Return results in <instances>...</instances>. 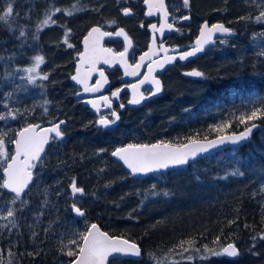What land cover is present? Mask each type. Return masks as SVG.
Here are the masks:
<instances>
[{"label":"trees","instance_id":"1","mask_svg":"<svg viewBox=\"0 0 264 264\" xmlns=\"http://www.w3.org/2000/svg\"><path fill=\"white\" fill-rule=\"evenodd\" d=\"M8 3L12 4V17L9 23L0 22V113L19 109L22 115L0 121V131L14 139L28 124L50 125L61 120L67 124L65 139L54 141L34 169L35 181L23 197L29 204L17 212L19 228L12 229L11 235L0 229L3 264H9V260L12 264H70L75 258L61 251V241L67 243L73 232L83 231L91 223H97L111 236L137 243L141 249L139 260L115 259L109 264H155L153 256L162 264H264V240L251 238L264 232V116L243 124L237 119L253 107L264 110V44L252 46L264 38V24L255 20L264 2L190 0L186 12L203 21L223 22L237 32L235 40L226 41L232 46L199 65L204 73L200 81L183 88L174 86L151 105L121 111L119 124L112 129L99 127L97 117L82 102L75 101L78 90L70 79L81 41L94 26L113 30L122 21L138 44L136 52L143 50L146 34L137 25L133 29L135 19L124 20L121 13L122 8L135 7L136 3L142 8L143 0H0V15ZM74 3L83 10L73 16L57 13L53 17L56 25L36 32L46 11L55 7L70 9ZM107 19L115 20V25L106 26ZM21 27L24 37H19ZM65 27L72 30L70 42L75 47L71 50L62 43ZM37 35L39 38H34ZM20 44H39L45 57L42 73L49 79L41 80L39 85L43 87L31 95L25 89L18 92V87L27 82L22 69L29 67L32 59L30 50L21 51ZM224 62L230 67L227 72ZM9 94L14 98L10 99ZM42 106L48 108L47 113ZM227 123L231 126L224 132L213 130ZM252 124H259L260 130L246 146L143 180L133 178L111 157L115 148L130 143L184 144L189 138L209 140L240 132ZM236 170L243 175H230ZM73 177L77 186L85 190L76 200L69 188ZM0 193V209L10 206L13 195L3 189ZM73 203L85 211L81 220L72 212ZM16 207H20L19 202ZM41 211L44 214L37 222ZM3 223L6 221L0 220ZM245 224L249 227L245 228ZM34 232L38 233L35 237ZM217 237L219 243L214 244ZM193 238L194 248L170 251L181 240ZM233 242L240 250L237 258L206 255L202 248L208 245L219 249ZM188 256L193 259L189 261Z\"/></svg>","mask_w":264,"mask_h":264},{"label":"snow or ice","instance_id":"2","mask_svg":"<svg viewBox=\"0 0 264 264\" xmlns=\"http://www.w3.org/2000/svg\"><path fill=\"white\" fill-rule=\"evenodd\" d=\"M264 2V0H262ZM143 3L147 6L146 15L154 16L161 15L163 18V23L157 27L156 23L150 24V28L153 31L152 44H156V33H159L161 37L164 35L165 29L169 31L174 29V24L176 23L175 17L172 21H169L170 13L168 11L165 0H143ZM182 5L185 8L190 6V0H182ZM81 7H78L77 3H74L70 9L65 8L61 9L60 7H55L54 9H49L44 13L43 20L39 21L36 26V32L39 33L43 31L46 27H51L57 24V21L53 17L57 13H61L65 16H73L76 12L82 11ZM121 12L124 16L133 15L132 8L125 7L121 9ZM13 8L12 4L8 3L6 11L3 15H0V22L9 23L10 18L12 17ZM250 17H240L239 19H249ZM264 11H261L258 16L255 17L257 22H264ZM180 20H189L190 16L185 15L179 17ZM109 24H115L116 21H108ZM61 27H64L61 25ZM140 27H144L141 23ZM11 31H15L11 29ZM178 31V29H176ZM72 30L66 28L62 36V43L69 49L74 47V44L70 42ZM232 34V29L226 27L222 23H216L209 26L207 22L203 24L200 29L199 36L194 42V46L190 51L183 52L180 54L179 58L181 60H186L189 56H194L196 53L204 50V46L209 43H214L213 37L216 34ZM112 33L101 31L100 27H92L88 32L87 36L83 40V51L78 53V62L75 69V74L71 76V80L75 81L77 84L82 85L84 93H98L100 92L104 85L108 83L107 77H105L102 70L99 71V79L95 81V84H89L91 76L94 72L97 71V64L103 61L104 64H112L119 62L125 66V75L136 76L139 75V69L143 66L146 57L149 56V52H145L139 58V62L135 65H129L126 59L127 51L132 47V41L129 38L128 34L123 28H120L119 31L115 33L116 36H123L125 41H127V47L124 51L113 54L111 49L102 48L100 46V40L104 36H110ZM25 36V30L23 27L19 30V37ZM34 38L38 39V35ZM161 50L165 53L163 63L160 60H151V63L148 64V73L139 81V85H144L145 83H151L154 85V89H149L150 95L155 96L156 94L162 91V85L160 80L152 76L153 67L155 64L158 68H163L165 64L173 62L176 57L168 56V49L163 48L161 44ZM150 52L153 56L157 55L156 49H150ZM264 55V53H261ZM3 59V57H0ZM33 63L30 67L22 69L24 72L28 73L27 80L30 84L36 85L37 87H43L42 85H37V80H48V74H41L39 71L41 65L45 63V57L43 55H36L32 58ZM85 65L89 67L85 68ZM131 69V71H129ZM186 75L194 77H203L204 73L200 71L193 70L192 72L187 73ZM134 92L138 91L136 86H133ZM120 89L112 92L113 97L119 96ZM10 95V94H9ZM79 95V93H78ZM147 99L141 93L139 97L134 95L133 99L129 101L131 104H140L142 100ZM100 101L104 102V105L108 108H111V101L108 96L99 97ZM88 103L91 104L97 112L100 110V105L97 101L89 100ZM261 103H264V98L261 99ZM48 101H44V105H47ZM6 108L7 105H4ZM45 113L48 112L46 106H42ZM121 108L124 107L123 104L120 105ZM19 109H9L7 113H0V121H7L9 119H17V114ZM22 115V113H19ZM110 115L114 119H109L107 115H102L98 119V126L104 128L109 127L112 124H115L116 121L120 119L117 112L114 110L111 111ZM264 116V110L260 108L253 107V109L248 114H242L237 119L241 124L246 123L247 121L254 120ZM65 121H59L49 128H44L38 131L40 128L39 125L28 124L23 127L16 133V138H8V134L5 131H0V171L3 172V179L0 181V189H5L14 195L11 197L9 204L10 206L0 209V220L6 221V223L0 224V229H6L11 235L12 229H18L19 224L17 221V212L23 211L29 204V201L23 197L26 195V190L31 191L30 185L33 184V169L37 167L38 163L42 162V154L45 153V146L49 143L50 140H56L57 138H63L64 133L61 131V125ZM230 123L214 126L213 130L216 132H224L225 128L230 127ZM256 127L255 124H252L251 127L245 129V131L236 134L232 133L231 135H221L216 140L209 141L207 145L198 141L195 138H189L187 143L184 144H173L171 142L158 141L154 144H127L123 147H117L111 152V155L117 158L118 161L122 162L123 165L129 169L131 175H140L148 174L152 172H158L162 170H167L170 167L184 166L188 165L190 161H194L198 155L208 151L209 147L215 148L218 144L232 143L238 144L245 139L251 133L252 128ZM14 145L13 153H9L7 144ZM99 151H106L105 149H100ZM232 176L240 175L243 173L239 170L233 171L230 173ZM227 178V177H225ZM70 193L73 199L85 194L83 187L77 186L76 178L73 177L69 185ZM155 188V185H153ZM261 191L264 192V187L261 188ZM2 194V193H0ZM59 194V193H58ZM155 194V193H154ZM163 195H169L168 192H164ZM255 195V193L253 194ZM19 202L20 207L17 208L16 205ZM48 201L45 200L44 204L47 205ZM72 212L77 217H84L85 211L77 206L76 203L71 205ZM41 211L36 217L37 222H39V217L43 216ZM235 221H229V224H233ZM31 227V226H30ZM245 228H248L249 225L245 224ZM47 232V229H45ZM38 233H33V236H37ZM253 241L257 238L264 240V232L258 233L251 237ZM63 247L61 251L68 257H74L75 259L71 260L70 264H109V258L111 257L115 260L120 255H130L135 257L141 256V249L138 244L132 242L128 239L122 237L110 236L107 232L101 231L99 226L95 223L88 225L83 231H75L70 235L67 243L61 241ZM214 244L219 243V237L213 241ZM185 244L188 245L185 248ZM195 239H189L187 241L181 240L177 245L173 247L170 251H175L176 248H181L184 251L194 248ZM75 246V247H72ZM255 247V244H253ZM204 253L210 256L216 257H228V258H237L240 255L239 249L236 244L228 243L227 245L221 246L219 249L209 248L208 245L202 246ZM66 250V251H65ZM196 252H200V248L194 249ZM2 251V250H0ZM9 256L12 255L11 249H9ZM152 255V254H150ZM155 264H162V261L155 258ZM187 259L191 261L192 256H188ZM0 264H3V260L0 259ZM9 264H12V261L9 260ZM178 264V262H177Z\"/></svg>","mask_w":264,"mask_h":264},{"label":"water","instance_id":"3","mask_svg":"<svg viewBox=\"0 0 264 264\" xmlns=\"http://www.w3.org/2000/svg\"><path fill=\"white\" fill-rule=\"evenodd\" d=\"M165 3H166V5H167L168 11H169V6H168V3H167V0H165ZM143 5H144V7H145V9H146V10H145V13H146V11H147V6H146L144 3H143ZM169 13H170L169 21H171V18H172V16H171V12L169 11ZM125 17H126V18H130V17H132V15H130V16H125ZM145 18H146L147 20H150V21H153V20H155V19L160 18V23H159V24L156 23V24H157V27H159L160 24L163 23V18H162L161 15L147 16V15L145 14ZM190 20H191V17H190L189 20H185V22H189ZM207 23L209 24V26H211V24H210L209 22H207ZM218 23H222V24H224L226 27H228V26H227L225 23H223V22H218ZM151 24H152V23H151ZM203 24H204V23H203ZM214 24H216V23H214ZM202 26H203V25H202ZM202 26H201V27H202ZM94 27H100V26H94ZM100 28H101V31L112 33V35H110V36H104V37L101 38V40H100V46H101L102 48L111 49L113 54L119 53V52L114 51V50H113L112 48H110L109 46H106V44H105L106 42H118V43H123V47H124L123 51L125 50V48L127 47V41H125V39L123 38V36H116V35H115V33H116L117 31H119L120 28H123V27L118 28V29H117L116 31H114V32L106 31V30H104L102 27H100ZM228 28H230V27H228ZM123 29H124V28H123ZM230 29H232V28H230ZM90 30H91V29H90ZM90 30H89V31H90ZM124 30H125V32L128 34L129 38H130L131 41H132V47L128 49V51H127V55H126V59H127L128 64H129V65H132V64L130 63V61H129V57H130V55H131V53H132V51H133V49H134V46H135L134 44H135V43H134L133 38H132V37L129 35V33L127 32V30H126V29H124ZM175 30H176L175 26H174V29L171 30V31H169L168 29H165L163 37H161L159 33H156V34H155V35H156V44L153 45V44H152L153 31H152V29L150 28V25H149V27H148V31H149L150 34H151V39H150V43H149V46H148V49H147L146 52H149V56L151 57V60H160V62L163 63V59H162V58L164 57L165 53H164L163 51H159V48H158V45H157V44H158V38H159L161 41H163L164 38H165L166 36H168L169 34L173 33ZM89 31H88V32H89ZM88 32H87V34H88ZM87 34L85 35V37L87 36ZM85 37H84V38H85ZM236 37H237V33H236L233 29H232V34H219V33H218V34H216V35L213 37V40L215 41L214 43L206 44V45L204 46V50H203V51L196 53V55H194V56H189L186 60H181V59L179 58L180 54H179V55H171L172 52H177L178 49L171 50L170 47H165V46L163 45V48L169 50L168 53H167L168 56H174V57H176V59H175L173 62H171V63H167V64H165L164 67H163L162 69H161V68H158L155 64H153V65H152V67H153V73H152V76H154L156 79L160 80V82H161V79L158 78V75L163 74L167 69H169L171 66H173V64H174L176 61L180 60L182 64H186V63H188L189 61H191L192 59H196V58L200 57V56L206 51L207 48L215 47V46L217 45V43H216L217 39H230V40H233V39H235ZM84 38H83L82 41H81V47H82L81 52L83 51V48H84V46H83V40H84ZM193 46H194V45H193ZM152 48H155V49H156L157 55H155V56L152 55V53L150 52V49H152ZM189 51H190V50H189ZM143 54H144V53H143ZM143 54H141L140 56H142ZM140 56L138 57L137 62H139V58H140ZM160 56H162V57L160 58ZM78 59H79V57H78ZM151 60L149 59V57H146V58H145V61H144V63H143V66L139 69V75H136V76L125 75V66L122 65V64H120L119 62H115V63H112V64H104L103 61L101 60V62L97 64V71L94 72V73L92 74L91 79H90V81H89V84H90V86L93 85V84H92V81H93L94 78L99 79V71H100V70H102V71L104 72L105 77H107L108 83L105 84L104 87H103V89H102L100 92H98V93H84V92H83V87H82V85L77 84L75 81L71 80V83H72L74 86H76L77 88L80 89V92H78L79 95H78V93H77L76 96H75V100H76V101H82L83 105H84L85 107L89 108L90 111L92 112V114H94V115H96V116H100L103 112H106V111L111 110V109L115 106V103L119 100L120 95H121L123 92H125V91H127V92L130 93V100L133 99L134 95H135L136 97H139V95H140L141 93H143V88H145V87H147V86H152V87L154 88V85H152L151 83H145L144 85L141 86V85H139V82H137V83L133 84V85L130 86V87L123 88V89L120 90V92H119V96H118V97H113V96H112V97H109V96H108L109 100L111 101V108L106 107V106L104 105V102L99 100V97H101V96H106L105 93H106V91H107L108 89H110V86H111V82H110V80H109V78H108L107 73L104 71V69H108V70L120 69V70L122 71V74H123L122 82H135V81H137V80L143 75L144 68L147 67L149 63H151ZM77 62H78V60H77ZM77 62H76V64H75V69H76V67H77ZM87 67H89V66H88V65H85V68H87ZM193 70L200 71V70H198V69H193ZM193 70H190V71L185 72V73H184V76H185L186 78H190V79H192V80H200L202 77H194V76L186 75L187 73L192 72ZM129 71H131V69H129ZM200 72H201V71H200ZM147 73H148V67H147V70H146V73L144 74V76H145ZM74 74H75V70H74L73 75H74ZM144 76H143V77H144ZM161 85H162V82H161ZM133 86H136V87L138 88V91L134 92V90H133ZM163 90H164V87H163V85H162V91H161L160 93L156 94L155 96H151V95H150V96L147 97V96H145V94L143 93V95H144L145 97H147V99L142 100L140 104H131V103H128V108H140V107H142L145 103L149 102L150 100L155 99V98L161 96L162 93H163ZM89 100L97 101V102L99 103V105H100V110H99V112H97L94 108H92L91 104L88 103ZM130 100H129V101H130ZM122 109L125 110V107H123ZM117 114L119 115V113H117ZM62 121H65V120H62ZM57 123H58V122H57ZM118 123H119V120L116 121L115 124H112V125H110V126L107 127V128H104V127H102V126H100V127L103 128V129L115 128V127L118 125ZM55 124H56V123H55ZM33 125H39V126H40V128L38 129V131H39V130L44 129V128H49V127L53 126L54 124H53V125H47V126H45V125L39 123V124H33ZM255 125H256V127L252 128V131H251V133L248 135L247 139H245L244 141H242V142H240V143H238V144H235V145H234V144H232V143H230V142H228V143H224V144H218L217 147H215V148L209 147L207 152L198 155V157H197L194 161H190L188 165H184V166H176V167H170V168L167 169V170H162V171H158V172H152V173H148V174L132 175V177H133V178H136V179H146L147 177H149V176H151V175H154V174H159V173H162V172H169V171H172V170H182V169H186V168H188L191 164H193V163H195V162H198V161H200V160H203V159H205V158H207V157H210V156H212V155H215V154H218V153L224 152V151L229 150V149H238V148H242V147L246 146L247 144L251 143L252 140H253V138H254V136H255V134L259 131L260 126H259L258 124H255ZM65 126H66V121H65L64 124L61 125V131H62V132H63V128H64ZM251 126H252V125H250V126H248V127H251ZM248 127H247V128H248ZM245 129H246V128H245ZM245 129H243V130L240 131V132H236V134H239V133L245 131ZM231 134H232V133H230V134H225V135H231ZM218 137H219V136L214 137V138L209 139V140H198V141H200V142H202L203 144L207 145V144L209 143V141L216 140ZM64 138H65V134H64L63 138H57L56 140H58V141H62ZM52 141H53V140H50L49 143L45 146V153L42 154V157H43V158H44V156L46 155V153H47L49 147L51 146ZM14 147H15V146H14ZM112 158H113V160H115V161L119 162L120 164H122V166H123L128 172H129V169H127V167H126L125 165H123L122 162L118 161L117 158H115V157H113V156H112ZM38 164H39V163H38ZM34 181H35V173H34V169H33V183H34ZM32 185H33V184H31L29 187H31ZM3 190H4L5 192H7V193H10V192H8V191L5 190V189H3ZM27 192H28V190H26V193H27ZM10 194L14 195L13 193H10ZM79 197H80V196H79V194H78L77 197H76L74 200L78 199ZM74 216H75V215H74ZM75 217H76V219L81 220V219L84 218L85 216H84V217H77V216H75ZM95 224H96V223H95ZM97 225H98V224H97ZM98 226H99V225H98ZM99 228H100L101 231H104L100 226H99ZM115 237H118V236H115ZM236 246H237V245H236ZM237 248H238V247H237ZM238 249H239V248H238ZM239 252H240V251H239ZM116 259H133V260H139V259H141V256H140V257H135V256H130V255H120V256H118ZM110 260H113V259L110 257V258H109V262H110Z\"/></svg>","mask_w":264,"mask_h":264},{"label":"flooded vegetation","instance_id":"4","mask_svg":"<svg viewBox=\"0 0 264 264\" xmlns=\"http://www.w3.org/2000/svg\"><path fill=\"white\" fill-rule=\"evenodd\" d=\"M168 5H169V10H170L171 16H172L171 21H172L173 17L177 18L176 19V23L174 24V26H175L176 29H178V31L175 30L173 33H171L168 36H166L163 41H161L158 38V44L157 45H158L159 51H162L161 47H160L161 44L164 45L165 47H170L171 50L178 49L177 52H172L171 55H179V54H181L183 52H187V51L191 50V48L194 45L195 40L199 36V32H200L201 26L203 25V23L208 22V21H203V20H200V19L196 18L195 16H193L190 13L186 12V10L181 9L177 4L175 5V3H170L169 2ZM132 11H133V16L130 17V18H125L123 16V18H125L124 20H131V19H133L136 16L135 10L132 9ZM185 15H189L191 17V20L189 22H185V20H180L179 19V17L185 16ZM140 16H141V18L137 20L136 24H132L131 27L134 29L135 25H137L139 27V29L146 34L147 41H146V44H143L144 45L143 50L140 53H137L136 51H137V45L138 44L133 39L134 43H135L134 44L135 46H134V49H133V51H132V53H131V55L129 57V61H130V63L132 65H135L137 63L138 57L141 54L145 53L147 51V49H148V46H149V43H150V39H151V34L148 31L149 25L151 23H158V24L160 23V18L155 19L153 21L147 20L145 18V8L144 7L142 8V11L140 12ZM120 22H122V21H119L117 26L113 30H110L108 28H103V27L102 28L104 30H106V31L114 32L118 28L123 27ZM141 23H143L144 27H140ZM209 23L212 25V24L218 23V22H214V23L209 22ZM223 41L225 42V41H228V40L217 39V41H216L217 45L215 47L207 48L206 51L200 57H198L196 59H192L191 61H189L186 64H182L181 61L178 60V61H176L173 64V66H171L169 69H167L163 74L158 75V78L161 79L162 85L164 87L162 95L157 97V98H155V99L150 100L149 102L145 103L140 108H143L145 106H148V105H151V104L157 102V100H159L161 97H163L166 94V91L168 89H169L168 91L170 92L171 91L170 89L172 87H174V86H180V85L184 86V85H186V84H188L190 82H193V81H200V80H192L190 78H186L184 76V73L187 72V71L193 70V69H198V70L202 71L199 68V65L202 64V63L204 64L205 60L208 57L211 58L210 56L219 55L218 47H220V44ZM105 44H106V46H109L110 48H112L116 52H122L123 49H124L123 43L106 42ZM161 57L162 56H160V58ZM147 67L144 68L143 75L137 81L130 82V83L122 82L123 74H122V71L120 69H114V70L104 69V71L107 73L108 78H109V80L111 82L110 89H108L106 91L105 95L109 96V97H112V92L113 91H116L117 89L121 90L123 88L130 87L133 84L139 82L143 78L144 74L146 73ZM96 80H97V78H94L93 81H92V84H95ZM168 87H170V88H168ZM149 89H154V88L152 86H147V87L143 88V93L147 97L150 96ZM77 90H78L77 93L80 92L79 88H77ZM74 99H75V97H74ZM129 100H130V93L127 92V91L123 92L120 95L119 100L115 103V106L111 110H109L107 112H104L103 115H107L108 118H112L110 113L113 110L115 112H119L120 113L121 111H125L127 109H140V108H128ZM121 104L124 105L125 110H123L120 107ZM89 111H90V109H89Z\"/></svg>","mask_w":264,"mask_h":264},{"label":"rangeland","instance_id":"5","mask_svg":"<svg viewBox=\"0 0 264 264\" xmlns=\"http://www.w3.org/2000/svg\"><path fill=\"white\" fill-rule=\"evenodd\" d=\"M200 2V1H199ZM138 3H139V1H138ZM138 3H136L135 4V7H131L132 9H134L135 10V12H136V16L134 17V19H135V21L137 22V20L138 19H140L141 18V16H140V12L142 11V8H143V4H142V8L138 5ZM175 3V5L177 4L181 9H184V10H187L188 8H185L183 5H182V1H175L174 2ZM262 5V4H261ZM259 8L260 9H263L262 11H264V6H262V7H260L259 6ZM261 12V11H260ZM122 13V12H121ZM125 19V18H124ZM262 20H264V18H262ZM108 21H112V20H106V21H104V24L106 25V26H114L115 24H109L108 23ZM258 23H260V24H264V22H258ZM260 44H252V46H258V47H260L261 46V44H264V38L263 39H261V40H259L258 41ZM230 44H228V42H222L221 44H220V47H218V49H219V52H227L228 51V48H227V50H226V46H229ZM230 46H232V45H230ZM74 47H75V44H74ZM73 47V48H74ZM65 48L67 49V50H71V49H73V48H71V49H69V48H67L66 46H65ZM20 49H21V51H23V50H30V52L32 53V58L34 57V56H36V55H41V52L39 51L40 50V45L39 44H20ZM32 63H33V60L31 59V65H32ZM225 63V62H224ZM45 64V63H44ZM43 64V65H44ZM75 64H76V61H75ZM30 65V66H31ZM43 65H41V68H40V72H41V74H43L42 73V71H43ZM29 66V67H30ZM74 68H75V66H74ZM224 71L225 72H227L228 71V69H230V67L228 66V65H226V63H225V65H224ZM74 72V71H73ZM25 73V75L26 76H28V73H26V72H24ZM40 82H41V80H37V85H39L40 84ZM181 86V85H180ZM41 88L42 87H37L36 85H33V84H30L29 82H28V80H27V82H24V84H22L21 86H19L18 87V92H20L19 90H23V89H25L24 91L26 92V94H29V95H31V94H34V93H36L37 91H39V90H41ZM181 88H183V86H181ZM31 92V93H30ZM33 92V93H32ZM16 95H19V94H16ZM9 96H11L10 97V99H13L14 98V94H10ZM24 106H26L27 107V109L29 110V111H31V112H33L31 109H29L28 108V106L26 105V104H24ZM20 113V112H19ZM19 113L17 114V118H19ZM6 144H7V139H6ZM7 148H8V151H9V153H13V151H14V145H11V144H7ZM12 148V149H11ZM2 179H3V172H2ZM245 251H247V250H245ZM246 253H248V252H246ZM242 255H244V254H242Z\"/></svg>","mask_w":264,"mask_h":264},{"label":"bare ground","instance_id":"6","mask_svg":"<svg viewBox=\"0 0 264 264\" xmlns=\"http://www.w3.org/2000/svg\"><path fill=\"white\" fill-rule=\"evenodd\" d=\"M127 83H130V82H127ZM259 125V124H258ZM260 126V125H259ZM259 130H260V128H259ZM256 135V134H255Z\"/></svg>","mask_w":264,"mask_h":264}]
</instances>
